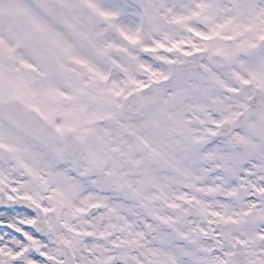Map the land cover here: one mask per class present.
<instances>
[{
  "label": "snow or ice",
  "instance_id": "6c2138e0",
  "mask_svg": "<svg viewBox=\"0 0 264 264\" xmlns=\"http://www.w3.org/2000/svg\"><path fill=\"white\" fill-rule=\"evenodd\" d=\"M0 264H264V0H0Z\"/></svg>",
  "mask_w": 264,
  "mask_h": 264
}]
</instances>
